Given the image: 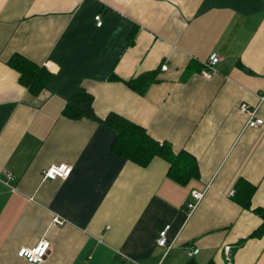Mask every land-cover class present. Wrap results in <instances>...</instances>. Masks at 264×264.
I'll return each instance as SVG.
<instances>
[{
  "label": "crops",
  "instance_id": "1",
  "mask_svg": "<svg viewBox=\"0 0 264 264\" xmlns=\"http://www.w3.org/2000/svg\"><path fill=\"white\" fill-rule=\"evenodd\" d=\"M15 54L46 70L38 95L8 64ZM143 75V92L128 85ZM80 89L97 118L188 152L197 175L181 183L163 158L114 154L111 127L63 115ZM263 97L264 0H0V264H35L18 252L43 241L40 264H264ZM242 104L262 126L248 127ZM60 164L69 177L43 178ZM241 183L254 187L248 206ZM194 190L204 196L187 216Z\"/></svg>",
  "mask_w": 264,
  "mask_h": 264
},
{
  "label": "trees",
  "instance_id": "2",
  "mask_svg": "<svg viewBox=\"0 0 264 264\" xmlns=\"http://www.w3.org/2000/svg\"><path fill=\"white\" fill-rule=\"evenodd\" d=\"M8 64L20 73V81L33 95H38L45 88L47 80L46 70L28 58L15 54ZM153 78L143 75L138 79L130 80L128 85L139 92H143ZM92 96L83 89L78 90L67 102L63 115L70 118H91L102 121L115 132L116 136L111 146V151L129 161L141 166H147L155 157L165 159L169 164V175L181 183L190 181L197 175V163L192 155L186 151L175 152L168 143H160L153 138L145 128L135 122L119 116L109 114L105 120L97 118L93 111ZM254 187L248 183H241L237 190L239 200L248 206ZM255 213L263 219V224L256 231L264 230V208H258ZM255 232V233H256ZM188 264H196L191 261ZM209 264H214L210 262Z\"/></svg>",
  "mask_w": 264,
  "mask_h": 264
},
{
  "label": "built area",
  "instance_id": "3",
  "mask_svg": "<svg viewBox=\"0 0 264 264\" xmlns=\"http://www.w3.org/2000/svg\"><path fill=\"white\" fill-rule=\"evenodd\" d=\"M96 21L98 26L102 25L101 16H97ZM218 62H219V57L217 55H212L210 59L204 63V68L201 72L202 76L205 78H211L212 75L216 72L215 65ZM167 69H168L167 65L162 66V70H167ZM262 99H264V97ZM256 109L257 108H251L247 104H242L240 106V111L249 116V120L247 123L248 127L257 128L263 125V120L257 118L256 116L257 113ZM71 172H72V167L69 165L66 164L54 165L43 171V178L45 180H56L58 178L65 179L70 176ZM8 178L11 179L13 178V176L8 174ZM203 196H204L203 193L198 192L196 190L191 192L190 199L186 205L187 216H190L195 211V209L198 207L201 200L203 199ZM167 231H168V227L161 230L157 241L159 247L166 249V253L170 248V245L168 244L166 237ZM49 250H50V243L48 241H43L35 248H22L18 252V255L19 257L26 259L28 262L40 264L46 259ZM198 252H199L198 249H193L190 252H188L189 258H193ZM227 261L228 262L230 261V257H227Z\"/></svg>",
  "mask_w": 264,
  "mask_h": 264
},
{
  "label": "snow or ice",
  "instance_id": "4",
  "mask_svg": "<svg viewBox=\"0 0 264 264\" xmlns=\"http://www.w3.org/2000/svg\"><path fill=\"white\" fill-rule=\"evenodd\" d=\"M23 254V253H22Z\"/></svg>",
  "mask_w": 264,
  "mask_h": 264
}]
</instances>
